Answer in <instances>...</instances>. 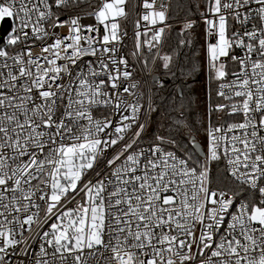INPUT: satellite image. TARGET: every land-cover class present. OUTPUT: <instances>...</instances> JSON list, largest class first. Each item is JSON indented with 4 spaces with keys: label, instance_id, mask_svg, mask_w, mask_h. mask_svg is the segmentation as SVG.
<instances>
[{
    "label": "snow or ice",
    "instance_id": "obj_1",
    "mask_svg": "<svg viewBox=\"0 0 264 264\" xmlns=\"http://www.w3.org/2000/svg\"><path fill=\"white\" fill-rule=\"evenodd\" d=\"M82 4L91 10L69 12ZM128 4L0 0V21H10L0 43V264H264V0L189 7L223 101L201 122L203 152L194 137L182 146L157 132L145 143L159 106L121 54ZM133 9L139 62L171 27L170 5ZM195 24L185 20L181 35ZM157 59L179 82L169 102L179 116H168L187 127L185 71ZM221 161L217 183L211 164Z\"/></svg>",
    "mask_w": 264,
    "mask_h": 264
},
{
    "label": "trees",
    "instance_id": "obj_2",
    "mask_svg": "<svg viewBox=\"0 0 264 264\" xmlns=\"http://www.w3.org/2000/svg\"><path fill=\"white\" fill-rule=\"evenodd\" d=\"M195 0H173L171 10L169 13L170 21H177L180 19H188L199 16V12L193 7L192 11H189L190 5H194ZM183 27L178 23L171 24V27L167 29L163 41L162 53L172 57L173 70L179 71L176 66L179 64L185 71V75L181 77L182 80L187 81L185 85L186 99L184 102V116L183 119L187 123V127L181 126L178 130L172 124V120L168 114L172 116H179L178 111L172 112L169 107V102L172 99L171 93L175 91L178 81H174L170 72L162 67V62L159 60L156 62L153 73L158 76L160 80L164 82L165 87L160 88L156 82H150V88L153 89V98L156 104L159 106V111L154 113L149 121L148 131L145 135V143L149 142L159 132L165 136L171 134L181 145L187 144L189 136H193L197 142L203 148L204 145V127L202 121H205V89L201 84V75L204 71L205 56H204V39L203 29L198 21L194 27L187 33L181 35ZM190 40L191 44H181V40ZM194 66L200 67V71L189 75V70ZM198 80H195L198 78ZM162 98L165 99V103L161 104ZM208 98L209 105L216 102L215 84L208 86ZM189 132L191 135H189ZM203 141V145H202ZM171 147V146H170ZM223 172V168L217 164L211 165V175L214 182L219 181V177Z\"/></svg>",
    "mask_w": 264,
    "mask_h": 264
},
{
    "label": "built area",
    "instance_id": "obj_3",
    "mask_svg": "<svg viewBox=\"0 0 264 264\" xmlns=\"http://www.w3.org/2000/svg\"><path fill=\"white\" fill-rule=\"evenodd\" d=\"M172 1L173 0H165L166 3H168L170 5V10H171V6H172ZM97 2V0H92V3L95 4ZM136 2V0H129V4H128V9L130 11V16L129 19L127 21H121V25H122V31L126 30L128 35L127 37L123 40V47L121 48V54L127 56L129 64L131 65L130 70L134 72V78L136 81H138L141 84V90H146L147 88H150V82H151V75L154 74L153 73V69L154 66L156 64V62L159 60L157 59L158 56L161 55L162 53V46H163V41H164V37H163V41L162 43L157 46L154 49L149 50L147 47H145L143 49L142 54L140 55V59L139 62L137 61V57L134 56L132 53L134 51V22L137 18L136 16V10L133 9V4ZM81 9L85 12L90 11L91 9L89 7H87L86 5L82 4L81 8L79 9H69V12H78L81 11ZM170 13V12H169ZM63 18V17H62ZM188 19H194L196 21H198L203 29V39H204V45H205V36H204V24L203 21L199 18V16H196L194 18H188ZM187 19H180L177 21H170L168 19L167 23L168 24H174V23H178L179 25H181V27L184 26V22ZM0 21V25H1ZM10 23V21H9ZM82 23L84 24H91L94 23V20L88 17H84L82 19ZM168 29V28H167ZM167 29L165 30V33L167 31ZM10 31V28L9 30ZM8 33V32H7ZM7 33L4 35L3 37V42L6 39ZM147 61V65L145 66L144 61ZM217 100L215 103H213L212 105H215L217 103H222L223 101L216 97ZM146 99V97H145ZM208 107H207V111L209 108V102H207ZM207 113V112H206ZM97 115L99 116L100 113H97ZM224 114L221 113H216L213 115L212 119L214 123H221L223 122L221 117H223ZM226 119H228L229 121H231L232 119H240V117H225ZM142 122H144L143 118H142ZM207 123V120H206ZM204 145H203V151H206V133L204 131ZM111 152L108 153L109 156H111ZM213 164H217L219 166H221L222 168L224 167L223 162H213L211 165ZM70 207H75V203H72L71 205H69ZM38 250V245L33 249V251H37ZM30 259V258H29Z\"/></svg>",
    "mask_w": 264,
    "mask_h": 264
},
{
    "label": "rangeland",
    "instance_id": "obj_4",
    "mask_svg": "<svg viewBox=\"0 0 264 264\" xmlns=\"http://www.w3.org/2000/svg\"><path fill=\"white\" fill-rule=\"evenodd\" d=\"M165 56V54L161 53V55L159 57H163ZM160 62H162L163 64V61L159 59ZM201 84L202 86L204 87L205 89V105H204V111H205V121H206V112H207V107H208V104L207 102H209V98H208V86H209V81L207 79V72H206V68L204 69L202 75H201ZM205 136V135H204ZM203 140H204V137H203ZM202 145H203V141H202Z\"/></svg>",
    "mask_w": 264,
    "mask_h": 264
},
{
    "label": "water",
    "instance_id": "obj_5",
    "mask_svg": "<svg viewBox=\"0 0 264 264\" xmlns=\"http://www.w3.org/2000/svg\"><path fill=\"white\" fill-rule=\"evenodd\" d=\"M9 28H10L9 20L5 19V20L2 22V24H1V28H0V43L3 42V37H4V35L8 32ZM198 79H199V77L196 78L195 80H198ZM158 80H160V79L158 78L157 75H155V74H152V75H151V81L155 82V81H158ZM192 138H193V136H189V140H191ZM198 143H199V142H198ZM199 144H200V143H199ZM199 151L203 152V148H202V146H201V148L199 149Z\"/></svg>",
    "mask_w": 264,
    "mask_h": 264
},
{
    "label": "bare ground",
    "instance_id": "obj_6",
    "mask_svg": "<svg viewBox=\"0 0 264 264\" xmlns=\"http://www.w3.org/2000/svg\"><path fill=\"white\" fill-rule=\"evenodd\" d=\"M3 22V21H2ZM2 22H1V24H2ZM0 28H1V25H0Z\"/></svg>",
    "mask_w": 264,
    "mask_h": 264
}]
</instances>
